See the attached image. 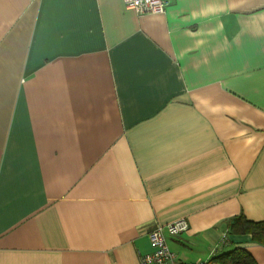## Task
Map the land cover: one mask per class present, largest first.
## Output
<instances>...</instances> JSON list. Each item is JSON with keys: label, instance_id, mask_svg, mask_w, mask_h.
Masks as SVG:
<instances>
[{"label": "crops", "instance_id": "0c3cea01", "mask_svg": "<svg viewBox=\"0 0 264 264\" xmlns=\"http://www.w3.org/2000/svg\"><path fill=\"white\" fill-rule=\"evenodd\" d=\"M182 218L177 264H264V0H0V264H141Z\"/></svg>", "mask_w": 264, "mask_h": 264}, {"label": "built area", "instance_id": "2783aa9c", "mask_svg": "<svg viewBox=\"0 0 264 264\" xmlns=\"http://www.w3.org/2000/svg\"><path fill=\"white\" fill-rule=\"evenodd\" d=\"M172 0H123L127 9L137 15L161 14ZM188 229L186 219H178L165 225H155L148 233L151 252L141 256V264H177L176 255L167 245V237H176ZM194 264H207L198 261Z\"/></svg>", "mask_w": 264, "mask_h": 264}, {"label": "trees", "instance_id": "16d2710c", "mask_svg": "<svg viewBox=\"0 0 264 264\" xmlns=\"http://www.w3.org/2000/svg\"><path fill=\"white\" fill-rule=\"evenodd\" d=\"M244 221L248 224L247 228L244 229L250 233L255 241L264 245V220L249 221L244 219ZM215 258L219 259L218 261L220 264H255V260L252 256L242 247H237L234 250L215 256L212 259Z\"/></svg>", "mask_w": 264, "mask_h": 264}]
</instances>
